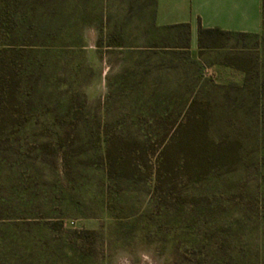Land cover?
Segmentation results:
<instances>
[{
	"label": "rangeland",
	"instance_id": "374dc122",
	"mask_svg": "<svg viewBox=\"0 0 264 264\" xmlns=\"http://www.w3.org/2000/svg\"><path fill=\"white\" fill-rule=\"evenodd\" d=\"M138 1L36 0L0 39V264L261 263L264 38L195 48L145 28ZM195 93L228 156L168 169ZM112 136L138 171L107 168Z\"/></svg>",
	"mask_w": 264,
	"mask_h": 264
},
{
	"label": "trees",
	"instance_id": "16d2710c",
	"mask_svg": "<svg viewBox=\"0 0 264 264\" xmlns=\"http://www.w3.org/2000/svg\"><path fill=\"white\" fill-rule=\"evenodd\" d=\"M35 1L0 0V39L4 37L8 38L6 35L8 33L11 34L15 30L18 20H21V11L25 12L24 6L33 8ZM23 18L25 19L24 16ZM223 35L231 36V33L218 28L207 29L199 27L197 35L198 48H204L205 41L210 40L213 42L216 37H222ZM238 36L242 37L246 35ZM252 36L264 38V0H261V31L258 35ZM4 48L5 46L0 43V53L5 52ZM9 88L3 83L0 84V103L4 104L7 102L11 94ZM198 102V95L195 93L187 104L182 119L179 122V124L185 122L184 128L181 125H177L172 134L167 136V133L163 137L165 144L159 150L158 159L160 160V164H166L168 169L177 167L180 162H183V165L190 167V169L195 164L194 166L198 168L199 172H206L212 163L228 156V153L224 149L212 148L207 130L209 122L205 112L201 111L198 115L193 114L192 110L198 107ZM103 143V156L108 169L119 163V168H122V170L126 169L133 172L139 170L140 165L134 161L137 157V150L135 148H130L126 145L118 148L113 142V136L104 139ZM231 263L237 264V261L233 260L231 262L230 260ZM260 264H264V255H262Z\"/></svg>",
	"mask_w": 264,
	"mask_h": 264
},
{
	"label": "crops",
	"instance_id": "0c3cea01",
	"mask_svg": "<svg viewBox=\"0 0 264 264\" xmlns=\"http://www.w3.org/2000/svg\"><path fill=\"white\" fill-rule=\"evenodd\" d=\"M147 28L162 31L169 38L187 30L190 45L198 48V28H218L238 35H258L261 31V0H139ZM136 8V7H135ZM129 15L135 18L136 9ZM135 11V12H134Z\"/></svg>",
	"mask_w": 264,
	"mask_h": 264
}]
</instances>
